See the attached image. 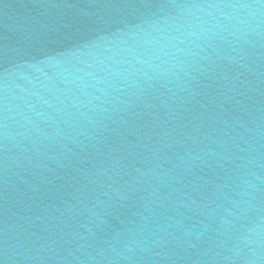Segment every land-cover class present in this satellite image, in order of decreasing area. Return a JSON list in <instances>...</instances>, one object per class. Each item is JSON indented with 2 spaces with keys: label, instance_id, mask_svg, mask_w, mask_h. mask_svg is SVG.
<instances>
[{
  "label": "water",
  "instance_id": "obj_1",
  "mask_svg": "<svg viewBox=\"0 0 264 264\" xmlns=\"http://www.w3.org/2000/svg\"><path fill=\"white\" fill-rule=\"evenodd\" d=\"M2 264H264V0H0Z\"/></svg>",
  "mask_w": 264,
  "mask_h": 264
},
{
  "label": "snow or ice",
  "instance_id": "obj_2",
  "mask_svg": "<svg viewBox=\"0 0 264 264\" xmlns=\"http://www.w3.org/2000/svg\"><path fill=\"white\" fill-rule=\"evenodd\" d=\"M0 264H2V261H0Z\"/></svg>",
  "mask_w": 264,
  "mask_h": 264
}]
</instances>
